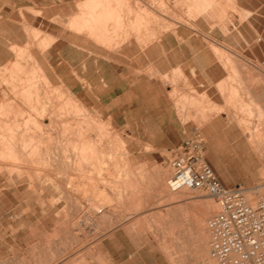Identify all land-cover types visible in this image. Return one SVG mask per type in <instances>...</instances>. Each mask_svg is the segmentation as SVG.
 I'll return each mask as SVG.
<instances>
[{
	"label": "rangeland",
	"instance_id": "rangeland-1",
	"mask_svg": "<svg viewBox=\"0 0 264 264\" xmlns=\"http://www.w3.org/2000/svg\"><path fill=\"white\" fill-rule=\"evenodd\" d=\"M87 1L72 0L71 3H62L58 0H0V14L56 15L52 18L53 25L50 27L56 32L55 36L46 34L42 27L25 24L23 29L26 41L23 35L14 34L11 37L23 41V44H11V52L0 49V100L6 96L13 98L9 84L2 79L10 76L8 68L14 62L28 64V59L30 61V56H33L42 65L49 81L48 88L51 91L56 89L53 92L54 97L57 96L58 89H72L86 110L79 115H83L84 121L88 118L84 123L85 131L88 135L100 133L101 136L97 135L101 138L100 144L105 146L103 149L108 153L103 156L106 169H101L99 173L91 171L90 168L101 162L100 155L97 164L94 159L90 163L82 160V170L79 173L77 170L65 175L56 173L51 167L46 171L40 170V175L50 173L59 178L64 176L71 182L80 179L84 184L83 188L78 190L80 192L72 190L73 193L66 200L59 198L60 190L55 191L50 186L39 192L36 184V191L32 192L27 188L26 182L12 184L0 177V264H112L114 259L123 260L127 257L128 244L125 234L128 231L132 234L136 232V245L143 246L147 251L149 264L151 254H155L158 264H204L194 249L195 235L191 220L193 215L200 211L199 214H206L205 218L203 217L205 224L209 216L218 212L208 209L207 201L212 206L217 204L200 189L182 190L181 194H175L178 197L173 202L167 200L159 188V181L164 173L171 176L172 169L166 161V156L171 158L175 150L161 148L160 143L171 134L176 135L174 141L179 143L193 131L190 128L194 125L205 142V159L213 169L215 168L221 182L229 187H242L246 198L251 197L253 202L264 196V186H258L262 181L258 171L263 167L262 162L247 146L248 132L244 135L240 129V125L250 131L256 129L260 132L259 139L264 141V14H246L234 4H231L230 10L236 14H225L223 6L215 0H118V7L111 4L115 8L114 14H124L126 5L132 11L143 8L156 14L157 17L152 21L155 26L153 32L145 35L147 44L154 42L156 37L166 30L173 31L177 27L187 26L195 33L192 35L193 42H214L222 49L223 57L231 56L230 51L237 53L238 62L233 55V61H229V64H232L229 65L228 72L232 71L234 78L241 79V88L238 89L241 93H224L230 100L226 101V97H219V100L210 98L203 88L191 82L179 68H175V71L172 69L169 73H161L153 64L137 67L141 62L131 59L136 52H127L129 57L118 54V48L124 39L121 36L113 35L109 42V46H112L107 48L97 45L84 34L76 33L75 28L68 26V23L71 17L80 14L79 4ZM226 5L229 9V4ZM218 9L221 10L220 14ZM63 28H69L73 34H60ZM15 30V27L3 28L1 35L7 36L10 31ZM227 31L231 32V37L225 38L223 33ZM48 36H51V39L54 37V40L58 39L51 51L52 65L47 67L43 55H46L49 47H45L55 42ZM128 37L129 40H135L133 34ZM67 41L71 42L73 49L69 50ZM84 60L87 66L80 64L84 63ZM139 74L149 77H146L145 81L133 82ZM217 75L221 76L219 73ZM29 76L33 77L34 81L38 78L34 72L31 75L29 73ZM173 86L174 92L170 96L168 89ZM202 94L205 98L201 97ZM143 100L147 105L145 115L143 107L140 106ZM16 102L20 104L21 101L18 99ZM171 105L179 118L178 121L184 124L180 127L176 121L180 130L174 132L167 130L171 122V116L168 114ZM211 105L225 106L224 114H218L216 117V131L208 129L209 122L200 120L202 114L210 111ZM181 111H185V117H182ZM255 111H261L260 120L254 119L257 117ZM239 116L240 125L236 121ZM172 118H176L175 115ZM183 118L186 119L182 122ZM144 119L149 126L145 132L140 129ZM128 122L139 124V129L129 132L126 126ZM100 124H103V127ZM115 148L123 150L120 153L124 154L118 153ZM56 151L60 155L58 149ZM79 174L81 178H78ZM99 191H103L105 195L110 192L118 194H109L115 198L108 202L100 198L102 195L98 197L99 194L96 193ZM113 227L125 238L120 243L121 246L116 244V248V245L109 241V236L104 235ZM208 239L209 235L207 241Z\"/></svg>",
	"mask_w": 264,
	"mask_h": 264
},
{
	"label": "bare ground",
	"instance_id": "bare-ground-1",
	"mask_svg": "<svg viewBox=\"0 0 264 264\" xmlns=\"http://www.w3.org/2000/svg\"><path fill=\"white\" fill-rule=\"evenodd\" d=\"M111 4L114 7L115 6L118 7L119 1L118 0H88L87 2L79 5V7H81V9H80L81 11L79 12L80 14L77 16L75 15V17L73 16L74 18L71 17V20L70 21L68 20L69 21L68 26L70 25L73 29L75 28L76 33L78 32V34H84L87 37H89L90 39L94 40L97 43V45L100 44V45H103L104 47H107V48L112 46V45L109 46V44H110L109 42L112 40L113 35L114 36H121L122 39L124 38L123 39V43H124V42L130 41L129 40L130 38L128 37V35L130 36V34H133L135 41L141 47H144L145 46L144 42H146L145 41V39H146L145 35L147 33L153 32L154 24L152 23V21L154 22L153 19L155 18L156 14L151 12V10L149 13L143 8H138L137 10L132 11V9L130 10V7L128 5H126V8H124V10L126 11V12H124V14H114L115 8H113L111 6ZM157 12L160 13L159 11H157ZM109 26H111V27H109ZM161 33L162 32H160V34ZM50 37L48 36V38H50ZM157 37H156V39H157ZM53 38L54 37H52V39ZM53 41H55V40L53 39ZM119 41L120 40H118V42ZM112 43H113V41H112ZM121 43H122V41H121ZM146 44H147V42H146ZM208 44H209V47L211 48L210 50H212V53L215 55L214 57L219 61V63H221L220 65H223L222 68L224 67L226 69L225 70L223 68L225 71H230L229 65H231L232 63L229 64V61H233V60H231L234 58V57L232 58L233 55L236 56V58H234V59H235V61H237L238 60L237 57H239L238 54L229 50L231 53V56L225 55L226 57H223L224 53H223L222 49H220L216 46V43L214 44V42L209 41ZM48 47H50V44L46 45L45 48L47 49ZM41 50H43V48L40 49V51ZM17 54H19V52ZM43 54H44V51H43ZM19 56H20V54H19ZM28 62H26L28 64H24V65H21L18 62H14L11 65V67H9L10 69L8 68L10 76H8V78H5V77L2 78V79H4L3 82L6 81V84H9V87L11 89V92H12L14 99L13 98L12 99L7 98V96H6V97H3L2 100H0V177L2 179H5L7 181V183H12V184H15L16 182H19V183L26 182L27 188L32 192L36 191V184L39 187V190H38L39 192H42L46 186H50V187L54 188L55 191L60 190L61 194H60L59 198H63L66 200L73 193L72 190L77 192L84 185L80 181V179L74 180V182H71V181H67V179H65L66 177H64L63 175L62 176L64 177L65 180L62 179L63 177L59 178V176H55V175H52L50 173L40 175L41 174V173H39L40 170L46 171V170H49V168L51 167L52 170H54L56 173H61V174L65 173V175L67 172H72V171L77 172V170L79 173L82 170V167L80 166V162L82 160H86V162L89 161V163H90V161H92V159H94V163H96L97 160H98V162L100 161L98 159V155H100L99 157H101L102 160L99 164H97L98 163L97 162L96 163L97 165H93L94 168H90L88 166V168H90L91 171L93 170V171L99 173L101 171V169L105 168L106 160L105 161L103 160V156L105 154H108V153H106L105 150L103 149V147H105V146L102 147L100 144V141H101L100 133H98V134L94 133L96 135H88L89 133L87 134V132L85 131L84 123L88 118L86 119L85 117H83L86 119L84 121V119H82L83 115H81V116H79V115L81 112L86 111V110L81 105L79 99L72 92V89L71 88H69V89H67V88L58 89L57 90L58 94H56L57 96L54 97L53 92H55L56 89H54V91H51L48 88V82L49 81H48L46 74L44 73L42 65L33 56H30V61L28 59ZM174 71H175V69H174ZM237 71H238V69H237ZM33 72L36 73L37 77H38L35 81L32 79L33 77L31 78V76H29V73L31 75ZM171 75L173 77H175L173 74H171ZM77 80H78V78H77ZM240 80L238 78H234L232 76V71L228 72V79L222 80L221 82L217 83V85H216L218 94H220V96L221 95L224 96V93L226 95V92H227V94L229 93L232 95L233 94L236 95V92L238 91V89L240 87V83L242 84V82H240ZM164 83H166V82H164ZM170 84H172V83H170ZM174 86H173V88L170 87V90H168V92L170 93V96L174 92V88H175ZM239 93H241V92H239ZM222 96H221L222 99L223 98L225 99V97H226V101L229 98L228 96H224V97H222ZM201 97L205 98V96H203V94ZM252 98L250 100H252ZM18 99L21 101L20 104H18V102H16V100H18ZM239 100H237V101H239ZM246 101H248V100H246ZM250 104H247V105H250ZM21 106L22 107L24 106V107L21 108ZM224 107L225 106H217L216 107V105H213L211 108L209 107L210 111L206 112L205 114H202V117L200 120L205 122V123L209 122L210 120L213 119V117L217 116L220 112H222V111L224 112ZM181 112H182V114H183V112L185 113V111H181ZM225 112H226V110H225ZM183 115H182V117H185V115L184 116ZM256 115H257V117L254 119L260 120V117L262 118V116H260L261 111H257ZM249 116H250V114H249ZM86 117H88V114ZM233 117L235 118L234 115H233ZM90 118L92 119V117H90ZM242 118H243V116H242ZM185 119L183 118L182 122ZM92 120L89 122L91 123ZM231 120H233V118ZM240 120H241V118L239 116V118L236 120L237 123H239ZM104 122H102V123H104ZM100 125L103 127V124H100ZM108 125H110V124H108ZM239 125H240V123H239ZM241 126L242 125H240V129H241L242 133H244V135L247 134V132H248V136L246 139L247 146L256 156H258L259 160L262 162L263 167L261 169H258L260 175L262 176L261 177L262 181L260 182V184L258 186L262 187V186H264V141H262L263 140L262 138H261L262 140L259 139L260 132L258 133V131L256 129H254V130L251 129V131H250L249 128H241ZM107 128H108V126H107ZM260 131H262V130H260ZM99 132H101V131H99ZM110 132H111V130H110ZM97 135H100V136L98 137ZM103 137H104V135H103ZM109 140H110V138H109ZM109 142H111V141H109ZM113 145H115V143H113ZM107 146L110 147V145H107ZM119 146H117V148ZM117 148H115V149H117ZM56 149H58L61 157L58 154V152L56 151ZM122 151L120 150L118 153H120ZM245 152H243V154ZM66 153H68L69 155L65 156ZM120 154H124V153H120ZM246 155H248V152H246ZM237 156H238V154H237ZM108 157H110V156H108ZM111 159H109L110 162H111ZM122 165H123V162H122ZM111 167H114V166H111ZM126 168H127V165H126ZM85 170H89V169H85ZM125 170H123V172ZM74 174H76V173H74ZM81 174H79L78 178H81L80 177ZM167 175H170V174L164 173L161 180L159 181V188H160V190H162L164 192L167 200L175 199L176 197H178V195L176 196L175 194H178V193L181 194L182 190L183 191H186L187 189L188 190H194L193 188H181L177 191H171L167 186V179L169 178V176H167ZM88 176H89V174H88ZM71 178L74 179V177H70V179ZM102 178H104V177L102 176ZM95 179H97V178H95ZM15 180H17V181H15ZM165 183H166V185H165ZM93 187H95V185ZM261 187H259V188H261ZM78 192H80V191H78ZM111 193L114 194L115 196H116V194H118V193L115 194L113 192H110L107 195L109 196V194H111ZM77 194H79V193H77ZM77 194H74V195H77ZM96 194L97 195L99 194L98 197L100 195H102V197L100 196V198L101 199L103 198L105 201H108V202H110L113 198H115V197L112 198V196L108 197L107 195H105V193L103 191H99ZM73 197H75V196H73ZM185 197L190 198L188 196H185ZM246 199L248 202L254 203L253 199L251 197H248ZM261 199L264 200V196L261 197ZM207 205H208V209H211L212 211H219L218 205L212 206L211 203H209L208 201H207ZM199 212L197 214L195 213L193 215V220H191L193 233L195 235V239L193 241L195 252L198 254L199 260L202 263H204V264H217V262L215 260L211 259L209 256L208 241H207L209 234H208V230H207L205 224L203 223V220L205 218L204 216L206 214H203L202 212L199 214ZM113 228L108 229L104 235L109 234L113 230Z\"/></svg>",
	"mask_w": 264,
	"mask_h": 264
},
{
	"label": "crops",
	"instance_id": "crops-1",
	"mask_svg": "<svg viewBox=\"0 0 264 264\" xmlns=\"http://www.w3.org/2000/svg\"><path fill=\"white\" fill-rule=\"evenodd\" d=\"M58 1L62 3H71L72 0H58ZM215 1H217L223 6L222 9L224 10L225 14H236V13H232V11L230 10L231 4H234L235 7L244 11L246 14L247 13L264 14V0H229V1L215 0ZM122 2H126V0H122ZM226 4H229V9L228 7H226L227 6ZM220 9L217 10L219 14L221 11ZM63 15L65 16V14ZM55 16H56L55 14H0V49L1 50L5 49L6 51L11 52L9 48L11 44L14 45L23 44V41L16 40L11 36L14 34L23 35L25 38L24 40L26 41V35H25L26 33L23 29L25 24L32 27H42L46 34L55 36L56 32L50 29V27L53 25L52 18ZM7 27H15L16 30L10 31L7 36H2L1 32L3 28H7ZM60 34L72 35L73 33L69 28L68 29L63 28V30L60 31ZM193 34L195 33H193L191 29L187 27H182V28L177 27L173 31L166 30L158 37L159 39L157 38L154 42H150L146 44L144 47H141L135 40L124 42L118 48L119 49L118 54L123 57H129L130 54H127V52L129 53L131 51H134L136 52V54L133 57H131V59H135V61L141 62L137 64L138 65L137 67H147L148 65L153 64L154 67H156L158 71L161 73L162 72L169 73L172 71V69L179 68L182 73H184L189 77V80L191 82L195 83L196 86L203 88L204 91L207 92L208 96H210V98L219 100V97L221 99V96L220 94H218L216 85L222 80H226L228 78V71H225L226 69L224 67L223 68L225 70L222 68L223 65H220L221 63H219V61L214 57L215 55L212 53V50H210L211 48L209 47V44L207 42H200V43L193 42L192 40ZM239 34L240 36H242L240 31ZM182 35L185 36L183 37ZM223 36L225 38H227L228 36L231 37V32L228 31L224 32ZM57 39L46 50V55H43V57L46 59L45 61L47 63L45 64L47 67L52 65L51 51ZM245 42H247L246 39ZM67 43H69L68 46L69 50L73 49L71 46L72 45L71 42L67 41ZM79 49L84 50L81 47H79ZM80 64H86L85 60L84 63L82 62ZM68 65L71 67V62H69ZM159 67H162L163 69L160 70ZM154 73H156V71ZM218 73L221 74V76H218L217 75ZM146 77L149 76L146 74H139L135 76V79H133L132 81L133 82L142 81V80L145 81ZM168 90H170V88ZM140 106L143 107L144 109L143 113L145 115L147 105L145 104L144 100L143 102L141 101ZM168 114L169 116H171L170 118L171 122L167 127V130L171 132L180 130V128L177 127V123H176V121H178L179 118L177 117L175 109L173 108L172 105L169 107ZM220 114H224V112H220L219 115ZM173 115H175L176 118H172ZM217 116L213 117V119L209 121L208 123L210 125L208 128L209 130L212 131L218 130L217 118H216ZM110 117L111 119L114 118L112 114L110 115ZM178 122L180 127L181 125H184L180 121ZM138 125L139 124L135 122L134 123L128 122L126 124L127 130L129 132L137 131L139 129ZM148 127H149L148 123L144 119V122H141V127H140L141 131L144 132L147 131L149 129ZM190 129L198 130V128L195 127L194 125H192ZM131 137L134 138V136ZM175 138L176 135L174 136L172 134L170 136L167 135L166 139L160 143L161 148H170V150L172 149L175 150L184 140L182 139L179 143H177L176 141H174ZM168 159H169L168 156H166L167 163H168ZM173 200L171 201L173 202ZM125 235L128 244L127 257L123 260L114 259L112 261V264H149L147 251L144 250L143 246L136 245V242L138 241L136 232L132 234L128 231ZM107 236H109L110 239L109 241L111 243H114L115 245L116 244L120 245V243L124 238L122 237L123 235L118 234L117 229L114 228L109 234H107ZM119 245H118V249L121 246ZM116 247L117 245L115 246V248ZM150 264H158L157 257L155 256V254L153 255L151 254Z\"/></svg>",
	"mask_w": 264,
	"mask_h": 264
},
{
	"label": "built area",
	"instance_id": "built-area-1",
	"mask_svg": "<svg viewBox=\"0 0 264 264\" xmlns=\"http://www.w3.org/2000/svg\"><path fill=\"white\" fill-rule=\"evenodd\" d=\"M205 142L197 130L175 149L168 164L171 191L200 189L219 207L206 221L208 251L217 264H264V200L247 201L242 187L224 185L204 156Z\"/></svg>",
	"mask_w": 264,
	"mask_h": 264
}]
</instances>
